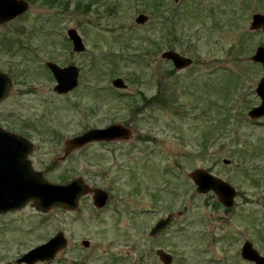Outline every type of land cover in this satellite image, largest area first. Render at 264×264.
Returning a JSON list of instances; mask_svg holds the SVG:
<instances>
[{
  "label": "rangeland",
  "instance_id": "1",
  "mask_svg": "<svg viewBox=\"0 0 264 264\" xmlns=\"http://www.w3.org/2000/svg\"><path fill=\"white\" fill-rule=\"evenodd\" d=\"M62 1L68 10L28 1V12L0 26V72L13 81L0 127L36 146L30 161L48 181L81 178L91 192L78 211L45 214L30 203L0 216V264H16L59 233L68 247L44 264H164L157 250L172 264H254L240 255L250 241L264 256V118H249L261 103L264 69L252 57L264 31L251 25L264 0ZM142 14L149 19L139 25ZM71 28L86 52L73 51ZM171 50L191 66L178 71L162 59ZM47 62L79 67L78 87L57 94ZM117 78L127 89L113 87ZM160 87L167 105L143 108L142 95L154 97ZM112 124L131 137L66 156L68 140ZM197 169L236 189L233 208L197 193L190 177ZM94 188L110 194L100 211ZM169 214L175 221L151 237Z\"/></svg>",
  "mask_w": 264,
  "mask_h": 264
},
{
  "label": "water",
  "instance_id": "2",
  "mask_svg": "<svg viewBox=\"0 0 264 264\" xmlns=\"http://www.w3.org/2000/svg\"><path fill=\"white\" fill-rule=\"evenodd\" d=\"M180 0H175L179 2ZM31 8L26 0H0V26L11 23L18 17L24 15ZM149 18L140 15L136 23L143 25ZM251 30L264 31V14L257 13L253 16ZM72 28L67 33L69 40L73 45V51L78 54L86 52V46L83 38ZM162 59L173 63L176 70H183L191 66L192 60L182 56L176 51H165ZM252 62L263 65L264 68V46L258 47ZM47 68L52 72L56 86L54 91L57 94L65 95L78 87L80 78V69L77 66L70 65L60 67L53 62H47ZM116 89H127V85L122 78H117L111 82ZM13 81L10 76L0 72V103L10 94ZM256 93L261 99V103L249 112V118L259 120L264 118V75L260 79ZM132 132L120 124H112L107 128L91 129L74 137L66 142L69 148L66 150L68 156L72 149L83 147L92 142H114L118 140H127ZM36 146L25 137L13 132H9L0 127V216L20 211L32 203L41 213L52 212L55 208H63L69 211H78L81 198L91 192V188L81 179H73L67 184H55L49 182L43 172L34 168L30 155L35 151ZM228 164L230 162L223 161ZM197 186V193L209 194L214 192L218 197L219 203L226 208H233L237 196L236 189L222 179L212 175L203 169H197L190 173ZM95 196V207L102 209L108 202L109 195L104 190H97ZM174 215H169L166 219L158 221L152 228L150 236L154 237L167 229L172 224ZM86 248L90 243L82 242ZM250 241L243 244L241 256L244 260L254 264H264V256L252 245ZM68 247V240L64 233L57 234L46 243L31 249L21 258L16 260V264H36L48 263L56 259L57 255ZM157 256L164 264H172L173 256L164 250H158Z\"/></svg>",
  "mask_w": 264,
  "mask_h": 264
},
{
  "label": "trees",
  "instance_id": "3",
  "mask_svg": "<svg viewBox=\"0 0 264 264\" xmlns=\"http://www.w3.org/2000/svg\"><path fill=\"white\" fill-rule=\"evenodd\" d=\"M27 1H30V3H42L43 5L45 6H49V7H59V8H62V10H68L69 9V6H70V3L69 2H65V1H62V0H27ZM80 5H78V9H79ZM169 21H170V18H168ZM158 44L156 43L155 46H157ZM160 46V45H159ZM147 52L149 53L150 51L147 50ZM147 55H145L146 57ZM144 57V56H143ZM116 69V68H115ZM115 69H113V71H116ZM161 87L159 88V94L154 96V97H151V98H148L146 95H142V106L143 108H148L150 105L149 104H154V103H158L156 105H167V101H163L162 99V96H161ZM156 101V102H154ZM160 102V103H159ZM140 108L142 107H136L135 108V112L136 111H139Z\"/></svg>",
  "mask_w": 264,
  "mask_h": 264
},
{
  "label": "flooded vegetation",
  "instance_id": "4",
  "mask_svg": "<svg viewBox=\"0 0 264 264\" xmlns=\"http://www.w3.org/2000/svg\"><path fill=\"white\" fill-rule=\"evenodd\" d=\"M30 156H31V155H30ZM86 184H87V183H86ZM94 189H95V190H93V194H92V196H94V199H95V196L97 195L96 191H97V190H102V189H97V188H94ZM103 190H104V189H103ZM103 190H102V191H103ZM104 192L108 193L106 190H104ZM211 193L213 194V192H211ZM108 195H109V198H108V202H109V200H110V194L108 193ZM94 199H93V200H94ZM108 202H107V204H108ZM107 204H106V206H107ZM106 206H105V207H106ZM94 207H95V200H94ZM105 207H103V208H105ZM95 208H96V207H95ZM103 208H102V209H103ZM97 210L100 211L101 209H97ZM169 215H172V214H169ZM169 215H168V216H169ZM166 218H167V217H166ZM166 218H161V219H166ZM161 219H160V220H161ZM160 220H159V221H160ZM174 221H175V218L173 219L172 222H174ZM157 223H158V222H157ZM163 232H164V231H162L161 233H159L157 236L161 235Z\"/></svg>",
  "mask_w": 264,
  "mask_h": 264
}]
</instances>
